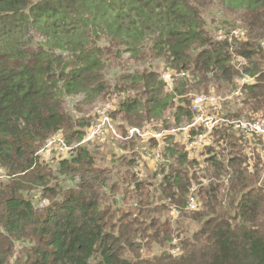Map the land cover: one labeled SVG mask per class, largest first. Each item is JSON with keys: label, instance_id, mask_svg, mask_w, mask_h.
I'll return each mask as SVG.
<instances>
[{"label": "trees", "instance_id": "trees-1", "mask_svg": "<svg viewBox=\"0 0 264 264\" xmlns=\"http://www.w3.org/2000/svg\"><path fill=\"white\" fill-rule=\"evenodd\" d=\"M235 30L244 36L228 41ZM263 40L264 0H0V264H264V175L257 161L246 170L231 130L206 147L207 183L172 138L145 179L136 141L77 145L97 102L113 103L120 133L178 127L192 120L189 92L221 96L243 75L253 82L225 115H264ZM160 62L184 75L170 92L144 68ZM58 132L77 146L41 161ZM191 181L196 212L185 209Z\"/></svg>", "mask_w": 264, "mask_h": 264}, {"label": "built area", "instance_id": "built-area-1", "mask_svg": "<svg viewBox=\"0 0 264 264\" xmlns=\"http://www.w3.org/2000/svg\"><path fill=\"white\" fill-rule=\"evenodd\" d=\"M228 41H232V38L239 39L244 36V32L235 30L229 35ZM219 40L226 39L225 36L218 37ZM260 46L264 49V40L261 41ZM264 51V50H263ZM233 63L237 69H240L243 65V61L233 54ZM181 76H184L181 74ZM171 74L168 72L163 73L160 78L164 81L167 86L171 83ZM253 79L247 75H243L237 82V88L226 92L224 95H190L191 104L190 111L192 113V120L190 123H184L181 126L166 129L163 128L162 123L153 122L142 127H128L124 133L118 132L116 124L110 117V112L113 110L114 105L112 102H107L98 105L92 114V121L84 135L81 143L92 142L95 139H110L119 142H129L134 140L137 144H143L139 151L140 158L136 159V169L141 172L144 162H151L153 168L156 169L157 165L163 163V151L166 148V140L172 138L174 142L180 144L189 160L196 159L199 163V167L196 171L197 182L207 183L208 178L202 176L204 164L203 160L206 158V141L208 136L211 135L215 129L225 128L231 131L245 132L250 135H258L262 141L261 146L264 147V121H258L254 124L242 123L241 120H230L225 117L222 113V105L228 104L229 101L239 98L241 96L240 88L244 85L250 84ZM229 99L226 103H220L222 99ZM207 105V110L204 111L203 107ZM211 111V112H210ZM213 112V113H212ZM172 120V118H171ZM173 121V120H172ZM152 126V127H146ZM192 132V134H191ZM151 141H154L155 146H151ZM252 139L249 141V147H256V152H260L257 149L258 144L253 142ZM75 145V146H77ZM72 146L66 145L63 140L61 132L56 133L50 139L46 141L44 146L38 151L37 155H52L53 153L58 158H67L72 151ZM118 152L127 153L128 150L116 149ZM261 153V152H260ZM251 155L248 154V157ZM4 177V171L0 168V179ZM228 177L225 178L224 183H227ZM194 181H191V187L189 194L186 197V211H198L200 209V203L195 198V190L197 185ZM179 211L177 208H171V214H177Z\"/></svg>", "mask_w": 264, "mask_h": 264}, {"label": "rangeland", "instance_id": "rangeland-1", "mask_svg": "<svg viewBox=\"0 0 264 264\" xmlns=\"http://www.w3.org/2000/svg\"><path fill=\"white\" fill-rule=\"evenodd\" d=\"M221 16V15H220ZM219 16V17H220ZM144 68H148V69H150V70H152V71H156L157 73H159V75L161 76L163 73H165V72H167L166 70H165V66H164V64L162 63V62H160V63H155V64H152V65H146V66H144ZM139 69H142V67H139ZM174 77L175 78H181V77H183V76H181V74L180 75H178V74H176V73H173L172 72V77H171V83L170 84H168V86H167V88H168V91L170 92L171 91V88H172V83H173V79H174ZM190 94L189 95H187L189 98H190V95H193L195 92H189ZM196 94H198L199 95V93H196ZM200 95H203V96H207V95H213V94H205V93H201ZM217 96V95H216ZM193 98V97H192ZM192 98H191V100H192ZM240 98V97H239ZM229 99L230 98H228V99H222L221 101H220V103H226L227 101H229ZM238 99V98H237ZM113 100V99H112ZM111 100V101H112ZM236 99H233V100H231V101H229L228 102V104H224V105H222V113L225 115V114H227V110L229 109V107L228 106H231V108H232V106L235 104H237L238 102H235L234 104H233V102L235 101ZM79 101H81V97L80 96H77V97H74V98H72V99H68L67 100V104H68V109L69 110H73V109H75V104L77 103V102H79ZM107 103V102H106ZM101 104H104V103H101V102H97V103H95L94 104V106L92 107V108H85V110H84V112L85 113H87V115H92L93 114V112H94V110L96 109V107L98 106V105H101ZM233 104V105H232ZM230 108V109H231ZM203 110L204 111H206L207 110V105H205L204 107H203ZM73 112V111H72ZM211 112V111H210ZM232 111H230L229 113H231ZM213 113V112H212ZM78 114H80V113H76V116H80V115H78ZM172 115V114H171ZM171 115L167 118V121H169V122H172L173 123V121L171 120ZM264 115H253L252 113H248V114H246V115H240V116H237V117H230V116H226L225 115V117L226 118H228V119H230V120H241L242 121V123H249V124H254V123H256V122H258V121H264V117H263ZM162 125H163V123H162ZM146 127H152V126H146ZM163 128H166V129H170L169 127H164V126H162ZM171 128H175V127H171ZM86 132H87V130H86ZM232 132H234L235 133V135H236V137L239 139V143H241L243 146H245V147H247V151H249V153H250V157H248V159H247V161H246V163H245V165H246V170L249 172V173H251V172H253V170H254V168H255V162L257 161V163L259 164V168H260V172H261V175L263 174L264 175V147L263 146H261V144H260V142L262 141V137H261V139H259L258 137H255V136H258V135H250V134H247V133H245V132H240V131H232ZM62 134V133H61ZM212 137H213V133H212ZM214 138V137H213ZM212 138V140H211V135H209L208 136V139H207V141H206V143H207V145H209V146H212V143H213V139ZM252 139V141L253 142H256L257 144H258V146H257V149H259V151L261 152H256V151H254V149L253 148H255L256 149V147H254V146H251V147H248L249 145H248V143H249V141ZM107 139H105V140H101V139H95L94 141H92V142H97L96 144L97 145H104L107 141H106ZM91 142V143H92ZM253 142H251V143H253ZM70 146H72V147H75V144H72V145H70ZM139 146H143V144H139ZM120 154H122L121 152H119ZM254 153H257V154H255L254 156H253V154ZM39 157H40V160L41 161H47V162H49V161H52V160H54V159H58V157H56V155L53 153L52 155H39ZM140 158V154H138L137 156H135V160L136 159H139ZM134 166H133V171H134V173L136 174V176L139 178V179H145L146 178V176H148L150 173H152V172H156V169H154L153 168V165L151 164V162H144L143 163V168L141 169V172L140 171H138L137 169H136V167H137V164H136V162H134ZM202 174V176H203V173H201ZM198 177V176H197ZM205 177V176H204ZM172 207H174V206H171L170 207V215H171V217H172V219L173 220H176L177 219V217H178V215L177 214H173L174 216H172V214H171V208ZM176 208V207H175ZM176 251H174V253H175Z\"/></svg>", "mask_w": 264, "mask_h": 264}, {"label": "crops", "instance_id": "crops-1", "mask_svg": "<svg viewBox=\"0 0 264 264\" xmlns=\"http://www.w3.org/2000/svg\"><path fill=\"white\" fill-rule=\"evenodd\" d=\"M119 132V131H118Z\"/></svg>", "mask_w": 264, "mask_h": 264}]
</instances>
